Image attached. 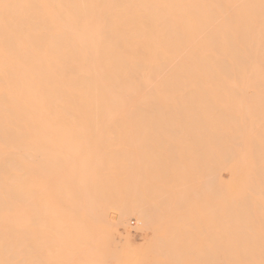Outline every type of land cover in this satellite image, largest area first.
I'll use <instances>...</instances> for the list:
<instances>
[{"label": "bare ground", "instance_id": "6f19581e", "mask_svg": "<svg viewBox=\"0 0 264 264\" xmlns=\"http://www.w3.org/2000/svg\"><path fill=\"white\" fill-rule=\"evenodd\" d=\"M0 4L9 5L0 7V264H144L148 257L151 264H259L264 114L251 109L264 112V0ZM186 123L199 126L190 132ZM196 141L203 142L210 165L206 144L216 146L219 170L231 175L227 182L217 178L220 214L213 224L220 230L209 225L217 222L211 178L217 162L211 158V170L200 168L190 155L200 148ZM149 175L160 183L153 185ZM138 177L147 181L138 184ZM172 179L176 189L190 185V191L182 188L188 197L171 187ZM165 186L173 195L157 197L163 193L156 189ZM136 188L142 195L147 188L151 198L155 191L157 203H139ZM113 207L121 213L116 222L106 218ZM134 216L137 232L166 223L159 229L164 238L152 231L153 237L133 244ZM182 221L207 227L198 231H204L198 244L209 233L206 255L194 249L197 233L190 229L187 237ZM179 236L191 239L185 238L193 249L184 250Z\"/></svg>", "mask_w": 264, "mask_h": 264}, {"label": "rangeland", "instance_id": "374dc122", "mask_svg": "<svg viewBox=\"0 0 264 264\" xmlns=\"http://www.w3.org/2000/svg\"><path fill=\"white\" fill-rule=\"evenodd\" d=\"M225 93H232V92H225ZM249 93H253V92H249ZM227 105H229V104H227ZM254 106H257V112H256V111H253V110H254L253 108L256 109V107H254ZM254 106H252V109H251L252 112H251V114H253V115H258V112H259L260 115L264 114V112L261 113V111H259V108H260V107H258V105H254ZM253 112H255V113H253ZM253 115H252V116H253ZM180 123H181V122H180ZM168 124H170V123H167L166 126H167ZM182 124H183V123H182ZM186 124H187L188 126H190V128H191V130H189L190 132L193 131V130L195 129V127L197 128V127L199 126V124H197V123H196V126L194 125L195 123H186ZM122 125H124V123H122ZM153 125H155V123H153ZM171 125H172V127L175 126V125L172 124V122H171ZM176 125L178 126L177 122H176ZM184 125H185V124H184ZM187 125H186V128H187ZM197 125H198V126H197ZM155 126H156V125H155ZM177 126H175V127H177ZM179 126H180V125H179ZM200 126H201V125H200ZM168 127H169V126H168ZM168 127H167V128H168ZM172 127H171V128H172ZM175 127H174V128H175ZM180 127H181V126H180ZM192 127H193L194 129H193ZM171 128L169 129L170 131H171ZM177 128H178V127H177ZM181 128H183V125H182ZM184 128H185V127H184ZM188 128H189V127H188ZM190 128H189V129H190ZM257 128H260V129H261V128H262V125H259ZM260 129H258V130H259V134H260ZM169 130H168V131H169ZM185 130H187V129H185ZM196 130H197V129H196ZM196 130H195V131H196ZM171 132H172V134H173V133H174V130H172ZM171 132H169L168 135H170ZM175 132H177V129H175ZM164 133H168V132L165 131ZM174 134H175V133H174ZM174 134H173V135H174ZM163 135H164V134H163ZM163 135H162V136H163ZM173 135H172V136H173ZM164 137H165V136H164ZM167 137H168V136H167ZM169 137H171V135H170ZM201 141H202V140H201ZM204 141H205V140H204ZM196 142H197V141H196ZM198 143H200V142H197V144L193 142L192 144H193V145L196 144L198 147L200 146V148H197L196 151H197V153L199 152V154H198L199 157H201V156H202V157L199 159L198 155H196V153H195L196 151H192L191 154H190V155L192 156V160H196V162H197V164H198V166H199L200 168L202 167V166H200V164H201V165L204 166V168L207 166V168L211 170L210 166L212 167L213 163H215V162L218 161V160H217V158H218V154H219L218 148L216 149V148H215L216 146L214 147V145H213L212 143H211V145H210V144H206V142H205V144L207 145V148H208V149H211V148H212L211 146H213V147L215 148V150H214V149H211V150H208V149H207V150H206L207 153L210 151L211 154H212V156H210V160H209V161H211V164H212V165H210V163L208 162V159H207V158L209 157V153H208V157L205 158L206 155L203 156V153H204L203 150H204V148H205V147L203 146V142H202V144H201V145H202V148H201V145L198 144ZM196 145L194 146V148H196ZM206 145H205V146H206ZM208 145H209V146H208ZM146 146H147V145H146ZM209 147H211V148H209ZM148 149H149V148H148ZM199 149H202V150L199 151ZM216 150H217L218 152L215 153ZM219 150H221V149H219ZM155 151H156V150H155ZM157 151H158V150H157ZM202 151H203V153H202ZM148 153H149V151H148ZM148 153H147V154H148ZM151 153L154 155L153 152H150V154H151ZM155 153H156V152H155ZM214 153H215V156H216V154H217V158H215V156L213 157ZM147 154H145L146 157H147L148 155H150V154H148V155H147ZM152 154H151V155H152ZM156 154H157V153H156ZM204 154H206V153H204ZM151 155L148 156V159H147L146 157H145V159L149 160V158H150V159L152 160V156H151ZM154 157H157V158H158V154H157V156L154 155ZM140 158L142 159L143 157H140ZM157 158H156V159H157ZM190 158H191V157H190ZM211 158H214V161H215V162H214L213 159H211ZM141 159H140L138 162H141V161L143 162V160H141ZM156 159H155V160H156ZM201 159H203V161H205V163H204ZM151 160H149V161L152 163L153 160H152V161H151ZM216 160H217V161H216ZM157 161H158V160H157ZM145 162H146V161H145ZM148 163H149V162H148ZM138 164H139V165H137V166H140V165H141L140 163H138ZM155 164H156V163H155ZM144 165H145V164H144ZM146 165H147V163H146ZM214 165H215V164H214ZM217 165H218V162H217V164L215 165V168H214V169H215V172H211V173H212V174H211L212 184L214 183V184L212 185V203H215L214 201H215V199H216V203H215L214 205L217 207V209H214L215 207H214V205L211 203V204L213 205V206H212V207H213V211H215L214 213H215V215H217V216H216V219H214L215 221L218 219V216H219V214H220V213L218 214V213L216 212V211L219 210V209H218V208H219V207H218V206H219V205H218V204H219V199L217 200L218 194H216V193H217L216 190L218 191V189H219V188H218V184H220V183H218V179H219V178H218V177H219L218 175L221 174L220 177L223 178V179H225V181H226V179H228V178H229L228 180H230V176H231V175L229 176V170H223V171H221V170H219V168H218ZM150 166H151V165H150ZM150 166H148V168H149ZM151 167H154V168H155V167H157V165H152ZM213 167H214V166H213ZM137 168H138V167H135V169H137ZM144 168H145V167H144ZM146 168H147V167H146ZM148 168H147V169H148ZM154 168H152L151 170L154 171ZM202 168H203V167H202ZM138 169H139V168H138ZM140 169H141V167H140ZM214 169H212V171H214ZM144 170H145L144 172H146V169H144ZM135 171L138 172V170H135ZM135 171H134V172H135ZM153 171H152V172H153ZM220 171H221L222 173H219ZM224 171H226V172H224ZM136 172H135V173H136ZM149 172H150V171H149ZM149 172H146V173H149ZM156 172H157V169H156ZM156 172H154V173L156 174ZM216 172H218L219 174L216 173ZM223 172H224V174H223ZM138 173H140V172H138ZM142 174H143V171H142ZM149 174H150V173H149ZM157 174H158V172H157ZM216 174H217V175H216ZM226 174H227V176H229V177H227ZM146 175H147V174H145V176H146ZM152 175H154V174L152 173ZM137 176H139V174H137ZM141 176H143V175H141ZM141 176H140V177H141ZM147 176H148V175H147ZM215 176H216V177H215ZM149 177H151V176L149 175ZM149 177H147L148 180H149ZM153 177H155V176H153ZM153 177H151V179H153V181H154V182H153V181L151 180V182H153V185H154L155 183H160L161 179H160V181L155 182V181H157L156 178H157L158 176H156L155 178H153ZM213 177H215V178L213 179ZM142 178H144V177H142ZM142 178H140V179H142ZM145 178H146V177H145ZM145 178H144V179H145ZM217 178H218V179H217ZM140 179H139V177H138L137 182H138V180H140ZM144 179H143V180H144ZM158 179H159V177H158ZM145 180H146V179H145ZM177 180H178V179H177ZM179 180H180V179H179ZM214 180H215V182H214ZM146 181H147V180H146ZM146 181H145V182L143 181L142 183H143V184H144V183H147ZM173 181H174V180L172 179V180H171V187H172V185H173ZM140 182H141V181H140ZM140 182H138V184H139ZM162 182H163V181H162ZM162 182H161V183H162ZM168 182L170 183V181H168ZM175 182H176V181H175ZM178 182H179V181H178ZM180 182H182V181H180ZM226 182H227V181H226ZM148 183H150V182H148ZM138 184H137V185H138ZM162 184H163V183H162ZM178 184H180V183H178ZM178 184H176V185L178 186ZM216 184H217V185H216ZM135 185H136V184H135ZM141 185H142V184H141ZM144 185H145V184H144ZM153 185H152V183H151V185H150V184L148 185V186H151V188H149L150 190L155 189V187L153 188ZM163 185H164V184H163ZM163 185H162V186H163ZM166 185H167V184H166ZM176 185H175V186H176ZM187 185H188V184H187ZM187 185H186V186H187ZM182 186H183V184L181 183V186H179L177 189L174 187V185H173V188H175V189H174L175 191H176V190L179 191V192H177V191H176V192H177L178 194L181 195V193L183 194L184 191H187V190L185 189L186 186H185V187H182ZM135 187H136V186H135ZM139 187L143 189V187H141V186H139ZM145 187H146V186H145ZM165 187H166V188H165ZM165 187L163 188L164 190H161V191H160L159 189H158V190L156 189V193H157V191H159V192H161V193L164 194V195H163V194L160 193L161 195H159V194L157 193V194H158L157 197H159V196L163 197V196H166V194L169 193V192H168V193L165 192L166 194L164 193V191L167 190V188H168L169 186H165ZM187 187H188V191H190V189H191L190 185L187 186ZM140 188H136V189H137V193L135 192L136 195L134 194V195L137 197L136 200H139V201H138L139 203H141V201H143V203H144V201H146V200H148V201L150 200L151 202H154V201L156 200L155 202L157 203V199L153 198L155 191L152 192V193H153V196H152V198H151V196H150V195H151V192H148L147 188H146L145 191L141 189V192L143 193L144 196L140 193V190H138V189H140ZM152 188H153V189H152ZM180 188H181V189H180ZM182 188L185 189V190L182 191ZM136 189H135V190H136ZM168 189H169V188H168ZM171 189H172V188H171ZM167 191H168V190H167ZM170 191H171V190H170ZM146 192H148V194H147ZM180 192H181V193H180ZM149 193H150V195H149ZM188 193H190V192H188ZM188 193H184V196H186ZM139 194H141V196H138ZM146 194L149 195L150 197L145 196ZM157 194H156V195H157ZM171 194H172V193H170V195H171ZM175 194H176V193H175ZM178 194H177V196H178ZM213 194H214V196H213ZM215 194H216V195H215ZM168 195H169V194H168ZM170 195H169V196H170ZM172 195H173V194H172ZM142 196H143V197H142ZM177 196H176V197H177ZM181 196H182V195H181ZM144 197H147V198H149V199H142V198H144ZM154 197H156V196H154ZM161 197H160V198H161ZM166 197H167V196H166ZM166 197H165V198H166ZM173 197H174V196H173ZM173 197H171L170 199L172 200ZM178 197H179V196H178ZM178 197H177V198H178ZM186 197H188V195H187ZM138 198H139V199H138ZM140 198H141V200H140ZM168 198H169V197H168ZM173 199H174V198H173ZM181 199H182V198H181ZM184 199H185V198H184ZM153 200H154V201H153ZM168 200H169V199H168ZM175 200H178V201H179V199H176V198H175ZM213 200H214V201H213ZM150 201H149V202H150ZM159 201H160V200H159ZM163 201H164V200H163ZM172 201H173V200H172ZM178 201H177V202H178ZM182 201H183V203H184V200H182ZM186 201H187V200H186ZM217 201H218V202H217ZM136 202H137V201H136ZM149 202H148V203H149ZM155 202H154V203H155ZM165 202H167V200H165ZM174 202H175V201H174ZM177 202H175V204H177ZM139 203H138V204H139ZM143 203H142V205H143ZM146 203H147V201H146ZM169 203H170V201H169ZM172 203H173V202H172ZM187 203H188V202H187ZM187 203H186V204H187ZM138 204H137V205H138ZM144 204H145V203H144ZM152 204H153V203H152ZM152 204H151V205H152ZM158 204H159V202H158ZM163 204H164V203H163ZM165 204L168 205V202L165 203ZM180 204H181V201H180ZM184 204H185V203H184ZM188 204H189V203H188ZM216 204H217L218 206H217ZM160 205H161V203H160L159 205H157V206L160 207ZM170 205H171V203H170ZM182 205H183V204H182ZM138 206H139V205H138ZM146 206H148V204H147ZM146 206H144V207H146ZM149 206H150V205H149ZM149 206H148V207H149ZM153 206H154V205H153ZM155 206H156V204H155ZM157 206H156V207H157ZM165 206H166V205H165ZM165 206H164V207H165ZM172 206L175 207L176 205H173V204H172ZM172 206H171V207H172ZM177 206H178V205H177ZM210 207H211V206H210ZM107 208H108V206L106 207V209H107ZM109 208H111V207L109 206ZM113 208H114V209H113ZM113 208H112L111 210L108 209L109 212L105 211V215L108 213V214H107V217H106L108 221H112V222L115 221V222H116V220H118V219L120 218V217H119V216H120V215H119L120 212H119V213L115 212L114 210H116L117 208H115V207H113ZM150 208H151V206H150ZM161 208L163 209V206H162ZM166 208L168 209V207H166ZM179 208L181 209L182 207L178 206L177 212L179 211ZM188 208H189V207H188ZM148 209H149V208H148ZM151 209H152V208H151ZM154 209H155V207H154ZM172 209H174V208H172ZM175 209H176V208H175ZM210 209H212V208H210ZM152 210H153V209H152ZM155 210H157V209H155ZM155 210H153V211L155 212ZM168 210H171V208L168 209ZM168 210H167V211H168ZM182 210H183V208H182ZM186 210H187V207H186ZM188 210H189V209H188ZM118 211H119V210H118ZM158 211H159V212H162L160 208H158ZM165 211H166V210H165ZM165 211H164V212H165ZM171 211H172V210H171ZM174 211H175V210H174ZM210 211H211V210H210ZM210 211H209V212H210ZM213 211H212V212H213ZM106 212H107V213H106ZM172 212H173V211H172ZM181 212H182V211H181ZM181 212H180V213H181ZM184 212H185V211H184ZM186 212H187V211H186ZM186 212H185V213H186ZM218 212H219V211H218ZM155 213H156V212H155ZM155 213H154V214H155ZM157 213H158V212H157ZM157 213H156V214H157ZM162 213H163V212H162ZM173 213H174V212H173ZM190 213H191V212H189V214H190ZM120 214H121V213H120ZM150 214H153V212H150ZM150 214H149V215H150ZM154 214H153V215H154ZM165 214H166V212H165ZM165 214H163V215H165ZM171 214H172V213H171ZM171 214H170V217H171ZM177 214H178V213H177ZM206 214H207V213H206ZM210 214H211V213H210ZM160 215H161V213H160ZM160 215H157V216H160ZM163 215H162V216H163ZM174 215H176V214H174ZM179 215H180V214H179ZM179 215H178L177 217H181V216H179ZM192 215H193V214H192ZM192 215H190V216H192ZM207 215H208V214H207ZM215 215L213 216L214 218H215ZM183 216L185 217L184 213H183ZM190 216H189V217H190ZM210 216H211V215H210ZM150 217L153 219V218L155 217V215H154V217H152V216H150ZM163 217H164V216H163ZM163 217L161 218V216H160L161 220L163 219ZM165 217H168V214H167V216H165ZM165 217H164V219H163L164 221H165V219H166ZM170 217H169V219H168V218H167V219L170 220ZM189 217H188V215L186 216V218H189ZM157 218H158V217H157ZM186 218H184L185 221H187ZM211 218H212V217H210L209 219H211ZM173 219H174V220H173ZM173 219H172V221H176V220H175V217H173ZM189 219H191V221L193 222V219H192L191 217H190ZM159 220H160V219H159ZM163 220H162V221H163ZM180 220H181V218L179 219V221H180ZM204 220H205L206 222L208 221L207 218L204 219ZM204 220H203V221H204ZM129 221L131 222V223H129V230H130V232H131L132 235H133V236H132V242H133V244H134V243H135L136 245H138V243L141 244L143 240L146 241V240L150 239L149 236H152V237H153L154 233H153V235H152V231L154 232V231H155V228H154V230H153L152 227H150V229H152L151 231H150V229H147V230H143V232H137V231H134L133 228L131 229V227H133V226H135V225H138V222H137L136 217H135V216H134V217H131V218L129 219ZM154 221H155V220H154ZM162 221H160V222L162 223ZM164 221H163V222H164ZM170 221H171V220H170ZM185 221H182V223L184 222V224H187V225H186V230H188V231L185 230V233H186V236H187V234H188L187 237H189V238H191V236H192V235H190V231H192V230H193V231H196V233H197L196 235H198V231H200V230L202 229V227H205V226H202V225L200 226V225L196 224V225L200 226L201 229H199V227H197L198 230H197V229H194L195 223L197 222V221L195 222V220H194L195 223H192V225L194 224V226H193L192 228H190V226L188 227V223H189V225H191V224H190L191 222H190V221H189V222H185ZM205 221H204V223H205ZM210 221H211V220H210ZM210 221H208V222H210ZM134 222H135V223H134ZM155 222H156V221H155ZM155 222H154V224H157V228H159V229H160V227H162L163 229H165V227H167V226H165L166 223H165L164 225L162 224V226H159V225H161V224H159L158 220H157L158 223H155ZM165 222H167V220H166ZM167 223H170V222H167ZM174 223H175V222H174ZM176 223H178V221H177ZM179 223H180V222H179ZM213 223H214L215 225H217L218 220H217L216 223L212 220V224H211V222H210L209 225H214ZM154 224H152L153 227L155 226ZM200 224H201V223H200ZM170 225H171V224H170ZM179 225H180V224H179ZM179 225H178V227H179ZM203 225H204V224H203ZM209 225H206V226H209ZM215 225L213 226L214 229H216V230L219 229V228H217V227L215 228ZM163 226H165V227H163ZM174 226H175V225H174ZM176 226H177V224H176ZM176 226H175V228H177ZM184 226H185V225H184ZM136 227H137V226H136ZM169 228H170V227H169ZM171 228H172V226H171ZM171 228H170V229H171ZM173 228H174V227H173ZM173 228H172V229H173ZM175 228H174V230H175ZM179 228H180V227H179ZM182 228H183V227H182ZM159 229H156L155 232L158 233V231H159V234L165 232V230H164V231L162 230V232H161ZM180 229H181V228H180ZM183 229H185V228H183ZM190 229H192V230H190ZM204 229H205V230H204ZM209 229H210V228H209ZM167 230H168V229H167ZM167 230H166V232L169 233V231H167ZM181 230H182V229H181ZM181 230H180V231H181ZM203 230H204V231H207V227L203 228ZM219 230H220V229H219ZM219 230H218V231H219ZM182 231H183V230H182ZM204 231H202V234L200 233L201 231L199 232V235H198L199 237H197V236L195 235L196 238L194 237L193 239H197V238H198V239H197L198 242H195V243H194V241H191V243H193V245H194V244H198L200 239L202 240V237L204 236V233H203ZM135 232L137 233V235H136ZM209 232H210V230H209ZM215 232H217V231H215ZM173 233H174V231H173ZM173 233L171 232V234H173ZM176 233H177V231H176ZM182 233H183V232H182ZM191 233H192V232H191ZM217 233H218V232H217ZM217 233H216V234H217ZM178 234H179V231H178ZM194 234H195V233H194ZM206 234H207V236H206ZM208 234H209V233H205V237H206V239L208 238ZM214 234H215V233H213V234L211 233V235H209V236H211V238H213L212 235H214ZM183 235H184V234H183ZM183 235H182V236H183ZM189 235H190V236H189ZM140 236H141V238H140ZM161 236H163V238H164L165 234H164V235L161 234ZM166 236H167V235H166ZM175 236L178 237L177 234H176ZM175 236H173V238L178 239V238L175 237ZM186 236L181 237V238L184 239L183 242L185 241L186 243H184V244H183V243H182V244H179L180 246H182V245L185 246V247L183 246L184 250L186 249V247L188 248V245L190 244V242H189V244H188V242H187L188 240H187V239H189V238H186ZM193 236H194V235H193ZM200 236H202V237L200 238ZM135 237H136V238H135ZM168 237H169V235H168L167 237H165V240H167ZM216 237H217V236H216ZM147 238H148V239H147ZM171 238H172V237H171ZM171 238H170V239L168 238V239L171 240ZM181 238H180V236H179V242H180V240L182 241ZM185 238H186L187 241L185 240ZM211 238H210V239H211ZM191 239H192V238H191ZM191 239H189V240H191ZM206 239L204 240V238H203V240H204L203 243H204V244L206 243ZM217 239H218V238H217ZM217 239H216V240H217ZM212 240H213V241H216L215 239H212ZM212 240H211V241L207 240V241L212 242ZM195 241H196V240H195ZM203 243L200 242V244H198V246L196 245L197 248H194L195 250L198 249V253H200L199 256H201V257H202V255H201V254H202V253H201L202 251H203V255H204V254L206 255V253L204 252L205 245H204ZM213 243H214V242H213ZM186 244H187V246H186ZM202 244H203V245H202ZM209 244H210V243H209ZM214 244H215V243H214ZM214 244H211V246L214 247ZM190 246H191V247H190ZM196 246H195V247H196ZM203 246H204V247H203ZM207 246H208V245H207ZM211 246H210V247H211ZM215 246H216V245H215ZM218 246H219V245H218ZM218 246H217V248H218ZM189 247L192 248V244L189 245ZM193 247H194V246H193ZM200 247H201L202 249H200ZM208 247H209V246H208ZM213 247H212V248H213ZM179 248H181V247H179ZM214 248H216V247H214ZM192 249H193V248H192ZM199 249H200L201 251H199ZM205 249H207V248H205ZM185 252H186V251H185ZM149 253H150V252H149ZM149 253H148V254H149ZM188 253H189V252H188ZM188 253H187V254H188ZM195 253H196V251L194 252V254H195ZM146 254H147V253H146ZM146 254H145V255H146ZM151 254H152V253H151ZM145 255H144V256H145ZM144 256H143V257H144ZM148 256H150V255H148ZM152 256L154 257L153 254H152ZM185 256H186V255H185ZM189 256H191V254H190ZM199 256H198V257H199ZM143 257H142L141 259H143ZM146 257H147V255H146ZM146 257H144V258H146ZM192 257H193L192 259L195 258V256H192ZM198 257H197V258H198ZM151 258H152V257H150V260H151ZM190 258H191V257H190ZM197 258H196V259H197ZM141 259H140V260H141ZM146 259H148V260H145V261H144V259H143V261L146 262V263L143 262L144 264H151V263L153 262V261H151V263H150V262L147 263V261H149V257L146 258ZM153 259H154V258H153ZM188 260H189V259H188ZM188 260H187V261H188ZM190 260H191V259H190ZM198 260L201 261V259H199V258H198ZM191 261H192V260H191ZM193 261H194V260H193ZM196 261H197V260H196ZM139 262H140V261H139ZM141 262H142V260H141ZM154 262H155V260H154ZM183 262H184V261H183ZM183 262H182V264H183ZM188 262H189V261H188ZM197 262H198V261H197ZM197 262H196V263H197ZM202 262H203V261H202ZM202 262H201V263H202ZM209 263H210V262H209ZM140 264H141V263H140ZM184 264H186V260H185V263H184ZM204 264H207V262L204 261Z\"/></svg>", "mask_w": 264, "mask_h": 264}, {"label": "snow or ice", "instance_id": "6c2138e0", "mask_svg": "<svg viewBox=\"0 0 264 264\" xmlns=\"http://www.w3.org/2000/svg\"><path fill=\"white\" fill-rule=\"evenodd\" d=\"M0 7L8 8L9 5L7 4H0ZM176 264H180V262H176ZM189 264H195V262H189ZM233 264H255L253 261H242V262H233ZM259 264H264V256H262L261 260L259 261Z\"/></svg>", "mask_w": 264, "mask_h": 264}]
</instances>
